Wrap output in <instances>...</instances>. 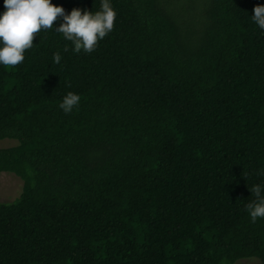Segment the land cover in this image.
Segmentation results:
<instances>
[{"label": "trees", "instance_id": "trees-1", "mask_svg": "<svg viewBox=\"0 0 264 264\" xmlns=\"http://www.w3.org/2000/svg\"><path fill=\"white\" fill-rule=\"evenodd\" d=\"M0 264H264V0H0Z\"/></svg>", "mask_w": 264, "mask_h": 264}, {"label": "rangeland", "instance_id": "rangeland-1", "mask_svg": "<svg viewBox=\"0 0 264 264\" xmlns=\"http://www.w3.org/2000/svg\"><path fill=\"white\" fill-rule=\"evenodd\" d=\"M14 144L12 140H0V147ZM22 188V180L11 172L0 173V201H11L16 198ZM234 264H261L256 258H244L237 260Z\"/></svg>", "mask_w": 264, "mask_h": 264}]
</instances>
